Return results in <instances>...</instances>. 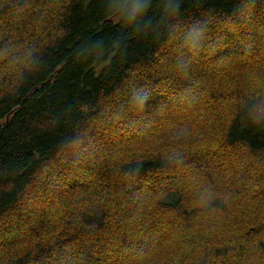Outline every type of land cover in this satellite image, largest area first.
<instances>
[{"label":"trees","instance_id":"trees-1","mask_svg":"<svg viewBox=\"0 0 264 264\" xmlns=\"http://www.w3.org/2000/svg\"><path fill=\"white\" fill-rule=\"evenodd\" d=\"M13 4L0 0V15ZM17 4L22 19L3 24L22 35L28 9L60 10L18 78L0 83V223L38 187L82 197L58 222L30 224L27 251L9 264H122L128 254L151 264L185 224L200 241L191 263L264 264V0ZM191 27L206 44L188 60L178 31ZM119 97L143 109H127L134 127L123 121L140 153L78 156L92 119ZM217 219L222 232L205 241Z\"/></svg>","mask_w":264,"mask_h":264},{"label":"rangeland","instance_id":"rangeland-1","mask_svg":"<svg viewBox=\"0 0 264 264\" xmlns=\"http://www.w3.org/2000/svg\"><path fill=\"white\" fill-rule=\"evenodd\" d=\"M6 1L8 2L9 0H5V2ZM10 1L14 2V4L9 9V12L0 15L3 16L0 17V83H3V85L15 81L18 78L17 72L28 64V53L30 54V52H32L31 49H37L40 44L46 42L48 34L47 27L51 25L53 21L55 22L57 20L56 16H58V13H55L60 10L58 4L50 7L49 12H42L41 8L37 7L28 9V12L34 15V18L31 19L32 23L29 24V33L22 35L21 30H17L16 28L12 30L14 25H12L10 21H6L5 24H3L4 20H6L5 18L8 19L14 12L20 14H15L13 17H20L21 19L23 17V6L17 4V0ZM51 8L55 10L54 13L51 12ZM193 28L194 27L190 29L183 28L178 31L179 42L187 38V50L183 55L187 57L188 60H193L190 57H193L194 52L197 51L199 47L203 48L206 44L204 30L202 29H200L202 30V38L199 43L195 47L189 43V33ZM179 42L171 43V46L168 48V53H170ZM175 51L171 52V54L174 58L177 56L179 57L180 50ZM117 105H123L126 106V108L117 113ZM139 105L140 103L135 101V106H131V104L126 102L122 97L114 101H107L103 111L97 115L95 119H92L91 127L88 129V138L85 139L84 142L74 145L73 149L75 153H77L78 156H86L91 162L99 161L102 157L107 155H110L107 159L110 157L116 159H132L135 155H138L140 153L137 148L139 142H137L136 145L133 144L134 137L125 129L127 122L123 121L125 119L128 120L130 127H134L135 122L132 118L127 117L126 111L129 109L133 111L136 116H139L143 112V109L140 108ZM170 122L173 124L172 121ZM132 131L135 132L134 129H132ZM42 190L44 192L41 191V187H38L36 190L37 192H32L28 196L27 201L19 206V210L16 214H10L7 217L9 220L6 219L0 223L2 227V232L0 234V264H9L23 254V252L27 251L25 247L27 242L25 239L28 230H30V224H34L33 228H35L45 221L50 223L58 222L59 217L61 219L63 210L67 209V206L74 207L75 203H78L80 201L79 198L82 197L80 195H69L68 197L62 196L61 198H53L49 195L48 190ZM83 191L84 189H80L77 192L80 194ZM42 194H45L44 198L40 196ZM37 212H41V215L45 214V220L37 222L24 219L25 217L30 219L31 215L37 214ZM188 225L189 224L182 225V231H176L175 229L171 230L173 238L169 240L166 248L162 251H158L151 264H193L190 260L194 259L196 255H199V249L197 247L200 241L194 240V236L197 235L198 232H193L190 237L187 236L190 233ZM202 225L203 223L197 226L202 228ZM167 226L170 229V226ZM203 227H206V225ZM223 227L224 224L221 223V220L217 219L211 226L203 230L204 240L207 241L211 236L218 237ZM91 239L93 242L97 241V238L91 237ZM12 240H14L13 246L7 247ZM234 263L237 264V261ZM73 264L82 263L76 262ZM122 264H133V254H128L122 258ZM135 264H142V262L137 261Z\"/></svg>","mask_w":264,"mask_h":264},{"label":"clouds","instance_id":"clouds-1","mask_svg":"<svg viewBox=\"0 0 264 264\" xmlns=\"http://www.w3.org/2000/svg\"><path fill=\"white\" fill-rule=\"evenodd\" d=\"M202 38V30L200 29H197V28H193L190 33H189V37H188V40H189V43L195 47L199 41L201 40Z\"/></svg>","mask_w":264,"mask_h":264}]
</instances>
